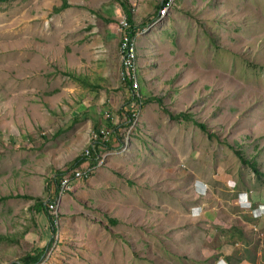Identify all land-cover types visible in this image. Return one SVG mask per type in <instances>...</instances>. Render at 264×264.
Wrapping results in <instances>:
<instances>
[{
	"label": "rangeland",
	"instance_id": "1",
	"mask_svg": "<svg viewBox=\"0 0 264 264\" xmlns=\"http://www.w3.org/2000/svg\"><path fill=\"white\" fill-rule=\"evenodd\" d=\"M62 2L0 0V264L50 241L39 264H264V185L234 154L264 172V0H170L163 17V0H84L61 32ZM123 6L146 23L141 106L120 81ZM109 117L119 141L103 134L93 173L48 187Z\"/></svg>",
	"mask_w": 264,
	"mask_h": 264
},
{
	"label": "trees",
	"instance_id": "2",
	"mask_svg": "<svg viewBox=\"0 0 264 264\" xmlns=\"http://www.w3.org/2000/svg\"><path fill=\"white\" fill-rule=\"evenodd\" d=\"M116 1V0H114ZM170 0H163V2L158 6V9L157 11H159L161 8H163L164 6L168 5ZM125 6V5H124ZM123 6V7H124ZM68 8V5L66 3V1L64 0L61 4L60 7L58 8H53V12L54 14H59L61 11L65 10ZM125 8V7H124ZM125 13H126V21H127V24L129 26V29L128 31L130 32V37L134 38L135 39V35L137 33V27H144L146 26V23L144 22L141 26H135L134 25V21L132 20V14H131V11H128L127 10V7L125 8ZM238 30V29H237ZM62 75H64L65 77H67L68 81L71 82V80L73 82H78L80 84H82L84 86V88H91V84L89 83H86L85 81L82 80L81 77H77L76 75H73L72 73H63ZM138 83H139V97L140 98H144L146 96L145 94V89H144V83L143 81H139V78H138ZM132 101H135L136 103H140V106L142 104V100L139 101L138 99H136L134 96L132 97L131 99ZM129 102V101H128ZM150 102V99L149 98H146V100L144 99V102H143V105L145 103H149ZM118 114L122 117L123 116V109L122 111H118ZM135 112H131V114H128L127 115V118L125 119V122L122 124V126L126 127L128 126V124H130L134 117H135ZM111 117L108 118V121L106 122V125L104 126V130H102L101 128L98 127V125L96 123L93 124L92 126V131H93V135L96 136L95 139L93 140V146H89L87 149L89 151V154L90 156L88 158H86L84 155L83 156H79L77 157L74 161H72V164L70 166V169L67 170L66 172H59V171H56L54 172V174L56 175L55 178L49 180L48 182V187H55L56 189V192L59 191V187H60V182H61V179L68 173H70V171L74 170V169H77L79 167H81L85 162H88L89 161V164H88V167L89 168H92V167H95L97 162H98V158H99V155H100V150H102V148L104 149H110V146H109V142H110V138L107 139V141L105 140H102V137H103V134L104 133H107L108 135L110 136H115L116 137V141H119V138H118V134H117V128L118 126H112L111 125ZM171 119L176 121V122H181L183 119H190V117H187L183 114H178L177 116H171ZM109 128H112L113 131L112 133H109L108 132V129ZM199 128L201 129V131H205V127L203 125H199ZM66 130H69L68 127L67 128H64V127H60L55 135H54V138L60 136L62 133H64V131ZM42 139H45V137L43 136ZM235 145H236V149L234 150V154L235 156L237 157V159L243 164L245 165V167L249 170L252 171V173H254L255 175V178L257 180H261L263 185H264V172H261L259 170V165H258V151H257V147H254V150H255V155H250L248 153V148L247 150H244L243 152L240 150V144L236 143L235 142ZM25 146H20V149L24 148ZM75 181V177L74 176H71L70 177V184H72V182ZM26 199H29V200H32L34 202V206H35V209L37 211H42L44 214H46L47 216V219H48V223H49V226H50V229H51V233L54 234L55 233V228H54V222H53V219L52 217H50L48 214H47V208L46 206L43 204V201L39 198H31V197H26ZM48 203H51L50 201ZM259 207H256L255 209H253L254 211L257 212V215H260V213L258 212V209ZM9 240L10 238H5L3 236H0V241L1 240ZM51 243L52 241L49 242L48 246L47 247H44V248H37V247H34V249H32L30 252L26 253L24 256H22L21 258H19L17 260V262H14L12 264H39L41 263L42 259H43V256L46 252V250L51 246ZM226 262L227 264H231V260H229V258H226Z\"/></svg>",
	"mask_w": 264,
	"mask_h": 264
},
{
	"label": "built area",
	"instance_id": "3",
	"mask_svg": "<svg viewBox=\"0 0 264 264\" xmlns=\"http://www.w3.org/2000/svg\"><path fill=\"white\" fill-rule=\"evenodd\" d=\"M168 5L164 6L160 9V17H163L166 14ZM120 28V36L121 41L119 44V54L121 58V68H120V81L124 86H127L134 96L139 99L138 92L139 90V83H138V71L136 67V47H134L133 43L134 38L130 37V32L128 31L129 26L127 21H124L119 26ZM96 137V136H94ZM95 139V138H94ZM90 156L89 151H85V157L88 158ZM84 164H87L86 162ZM94 167L89 168L88 165L86 166V170L80 172V169H74L70 171V173L66 174L60 182V189L66 190L69 188L70 184V177L74 176L75 181L80 179L82 176H86L87 174H92ZM50 210L53 211L54 206H49Z\"/></svg>",
	"mask_w": 264,
	"mask_h": 264
},
{
	"label": "crops",
	"instance_id": "4",
	"mask_svg": "<svg viewBox=\"0 0 264 264\" xmlns=\"http://www.w3.org/2000/svg\"><path fill=\"white\" fill-rule=\"evenodd\" d=\"M62 1H64V0H62ZM66 1V3H67V5H68V8L67 9H65V10H63V11H61L60 12V15L63 13V12H65V11H70V13L69 14H66L65 16H64V18H63V16L61 15L60 16V31L62 32V31H64L66 28H68V29H71L72 27H68L69 25H72V24H74V27H76L78 24H79V20H78V12H76V10L78 9L79 10V6L81 5V4H83V1L84 0H76L75 1V3H76V8H75V6H74V3L72 2H67V0H65ZM72 7H71V6ZM111 14V11L109 12V15ZM132 20H133V17H132ZM134 21V20H133ZM135 23V22H134ZM115 24V23H114ZM67 26V27H66ZM73 27V28H74ZM69 73V72H68ZM73 74V73H72ZM73 75H75V74H73ZM71 83H73V81H71Z\"/></svg>",
	"mask_w": 264,
	"mask_h": 264
},
{
	"label": "clouds",
	"instance_id": "5",
	"mask_svg": "<svg viewBox=\"0 0 264 264\" xmlns=\"http://www.w3.org/2000/svg\"><path fill=\"white\" fill-rule=\"evenodd\" d=\"M259 211V209H257Z\"/></svg>",
	"mask_w": 264,
	"mask_h": 264
}]
</instances>
